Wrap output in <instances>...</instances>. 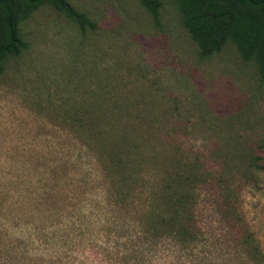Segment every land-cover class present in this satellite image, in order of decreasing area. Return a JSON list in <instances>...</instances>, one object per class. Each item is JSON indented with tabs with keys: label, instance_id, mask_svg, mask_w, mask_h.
<instances>
[{
	"label": "rangeland",
	"instance_id": "rangeland-1",
	"mask_svg": "<svg viewBox=\"0 0 264 264\" xmlns=\"http://www.w3.org/2000/svg\"><path fill=\"white\" fill-rule=\"evenodd\" d=\"M69 1L95 27L41 6L0 73V264H252L243 232L264 251L255 64L231 41L203 55L175 0L158 21L140 0ZM112 174L138 181L127 202ZM175 174L198 182L197 240L145 231L148 187Z\"/></svg>",
	"mask_w": 264,
	"mask_h": 264
},
{
	"label": "trees",
	"instance_id": "trees-1",
	"mask_svg": "<svg viewBox=\"0 0 264 264\" xmlns=\"http://www.w3.org/2000/svg\"><path fill=\"white\" fill-rule=\"evenodd\" d=\"M180 18L203 55L223 49L231 41L244 60L252 61L264 81V0H175ZM146 10L158 21L162 0H140ZM51 5L74 21L82 30L95 27V22L79 11L69 0H0V73L8 60L18 57L29 43L22 24L41 6ZM264 142L249 147L248 159L253 174L264 172ZM182 174H175L171 183L156 182L160 190L150 186L149 214L151 223L146 230H154L179 238L182 242L199 239L202 228L195 214L198 182L187 185ZM118 178V179H117ZM190 180V176L186 177ZM195 175V180L197 181ZM110 185L120 188L121 199L135 192L138 181L125 174H112ZM195 181V182H196ZM189 182V181H186ZM153 184V182L151 183ZM154 185V186H155ZM196 185V186H194ZM122 187V188H121ZM147 188V189H148ZM243 244L252 264H264V251L253 234L243 232Z\"/></svg>",
	"mask_w": 264,
	"mask_h": 264
}]
</instances>
